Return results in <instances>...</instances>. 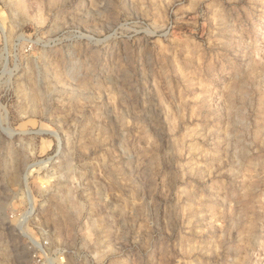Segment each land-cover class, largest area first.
<instances>
[{
	"label": "rangeland",
	"instance_id": "1",
	"mask_svg": "<svg viewBox=\"0 0 264 264\" xmlns=\"http://www.w3.org/2000/svg\"><path fill=\"white\" fill-rule=\"evenodd\" d=\"M0 264H264V0H0Z\"/></svg>",
	"mask_w": 264,
	"mask_h": 264
}]
</instances>
